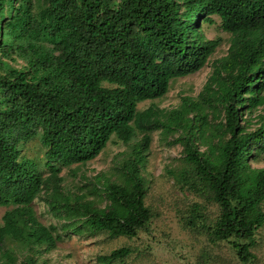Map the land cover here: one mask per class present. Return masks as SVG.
Instances as JSON below:
<instances>
[{"label":"trees","instance_id":"16d2710c","mask_svg":"<svg viewBox=\"0 0 264 264\" xmlns=\"http://www.w3.org/2000/svg\"><path fill=\"white\" fill-rule=\"evenodd\" d=\"M211 25L226 44L200 90L137 111L207 63L223 41L204 34ZM154 131L180 147L163 176L192 197L183 227L224 242L231 262L259 264L264 0H0V264H48L70 235L148 232L155 213L140 163ZM115 142L127 148L110 172L66 182ZM134 251L118 245L96 262L119 264Z\"/></svg>","mask_w":264,"mask_h":264},{"label":"rangeland","instance_id":"374dc122","mask_svg":"<svg viewBox=\"0 0 264 264\" xmlns=\"http://www.w3.org/2000/svg\"><path fill=\"white\" fill-rule=\"evenodd\" d=\"M203 32L209 38L215 36L223 38L207 63L191 74L172 79L163 96L152 101L140 102L136 107L137 111L149 104L168 109L174 107L181 96L195 95L200 90L209 74L211 60L224 53L227 35L217 25L205 26ZM151 137L148 151H145L144 160L140 163V172L148 181L145 202L153 208L155 213L148 232L139 231L129 240L124 237L106 238L104 235L63 237L60 249L50 253L48 264H98L96 262L98 254L107 253L118 245H129L135 248V251L119 264H195L199 255L205 256V264H211V261H217L218 258L220 261L215 264H236L228 260L231 254L227 255L228 249L224 242L214 246L206 241L205 236L196 234L200 231L197 228L192 229L196 232H192L183 227V219L186 216V210L190 207L192 197L189 195L188 199L183 198L177 186L163 176L165 168L177 163L180 147L177 144L167 146L159 142L157 131L152 132ZM36 147L37 144L31 142L28 148L36 149ZM126 148L118 142L108 143L97 157L78 166L75 171L77 177L74 180L66 178V182L79 184L81 175L91 178L97 173L107 174L112 170V159ZM31 154L30 151L29 155ZM252 165L260 164L252 163ZM82 180L86 181V179ZM34 208L43 222H53L42 203L36 201ZM3 209L0 207V215ZM254 237L260 259L259 264H264V226L256 231Z\"/></svg>","mask_w":264,"mask_h":264}]
</instances>
